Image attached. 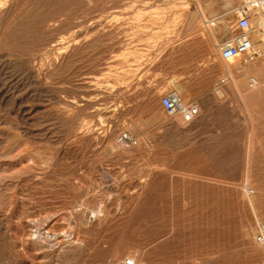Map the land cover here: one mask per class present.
<instances>
[{"label": "rangeland", "instance_id": "1", "mask_svg": "<svg viewBox=\"0 0 264 264\" xmlns=\"http://www.w3.org/2000/svg\"><path fill=\"white\" fill-rule=\"evenodd\" d=\"M221 1L0 0V264H264V13L225 62Z\"/></svg>", "mask_w": 264, "mask_h": 264}, {"label": "built area", "instance_id": "2", "mask_svg": "<svg viewBox=\"0 0 264 264\" xmlns=\"http://www.w3.org/2000/svg\"><path fill=\"white\" fill-rule=\"evenodd\" d=\"M251 8L259 9L264 13V0H254ZM251 11L248 7L246 12L239 16L236 30L233 35L219 46L221 59L225 62H232L246 58L248 61L254 62L256 54H254V42L252 39L253 26L250 19ZM249 86L251 90H257L260 82L257 78L250 79ZM161 105L168 116L172 118L179 117L186 124L194 123L201 116V108L196 104H186L180 95L176 92L165 94L161 99ZM116 144L125 150L135 149L139 146L140 141L129 132H122L117 136ZM49 233V232H48ZM45 235V233L43 234ZM255 242L264 247V224L261 225ZM127 264H134L130 261Z\"/></svg>", "mask_w": 264, "mask_h": 264}, {"label": "crops", "instance_id": "3", "mask_svg": "<svg viewBox=\"0 0 264 264\" xmlns=\"http://www.w3.org/2000/svg\"><path fill=\"white\" fill-rule=\"evenodd\" d=\"M242 1L243 0H222L221 1V6L222 7H227V8H238L239 7L238 9H236L237 11L236 10H233L232 11V13L237 16V22H238L239 16H241L242 14H244L246 12L245 11L246 8L249 7V6H251V4H252V2L254 0H248V1L244 2L243 5H241L242 4ZM210 24H213V21H209V25ZM212 26H215V24H213ZM231 31L232 32H230V33H232L231 35H233V33L235 32V30L234 31L231 30Z\"/></svg>", "mask_w": 264, "mask_h": 264}, {"label": "bare ground", "instance_id": "4", "mask_svg": "<svg viewBox=\"0 0 264 264\" xmlns=\"http://www.w3.org/2000/svg\"><path fill=\"white\" fill-rule=\"evenodd\" d=\"M249 8V7H248ZM250 9V8H249ZM251 10V9H250ZM250 13L252 12V11H249ZM257 13V12H256ZM255 14V13H254ZM257 14H259V13H257ZM256 14V15H257ZM258 16H260V15H258ZM262 18V17H261ZM251 19V18H250ZM252 21V20H251ZM209 22V21H208ZM254 23V22H253ZM214 24V23H213ZM213 24H210L211 26L213 25ZM209 25V26H210ZM216 26V25H215ZM253 26V25H252ZM257 28H258V32L259 33H263V35L261 36V39H262V42L264 43V18H262V19H259V20H257ZM257 35V34H256ZM257 42V41H256ZM255 44V43H254ZM258 46V45H257ZM256 45H254V52L256 53V54H258V55H260V50H261V48H259V46L257 47ZM261 46H263V45H261ZM260 46V47H261ZM232 62H234V61H232ZM243 67H246V66H243ZM246 70H244V73H246V74H248V70H247V67L245 68ZM243 76V75H242ZM236 80V79H235ZM240 82L238 81V82H235L234 83V86H235V88H239V86H240ZM183 100V99H182Z\"/></svg>", "mask_w": 264, "mask_h": 264}]
</instances>
